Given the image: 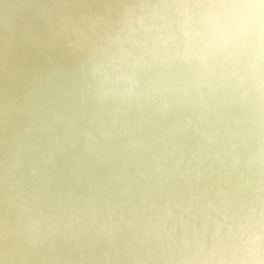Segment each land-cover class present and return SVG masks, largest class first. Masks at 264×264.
<instances>
[{
  "label": "clouds",
  "instance_id": "obj_1",
  "mask_svg": "<svg viewBox=\"0 0 264 264\" xmlns=\"http://www.w3.org/2000/svg\"><path fill=\"white\" fill-rule=\"evenodd\" d=\"M0 264H264V0H0Z\"/></svg>",
  "mask_w": 264,
  "mask_h": 264
}]
</instances>
